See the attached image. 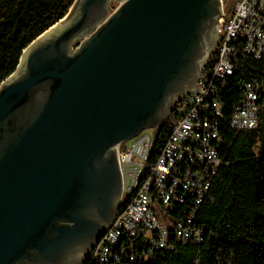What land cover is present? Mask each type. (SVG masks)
Returning a JSON list of instances; mask_svg holds the SVG:
<instances>
[{
    "label": "water",
    "instance_id": "1",
    "mask_svg": "<svg viewBox=\"0 0 264 264\" xmlns=\"http://www.w3.org/2000/svg\"><path fill=\"white\" fill-rule=\"evenodd\" d=\"M223 15L222 0H77L23 51L0 84V264H85L122 205L120 145L161 132Z\"/></svg>",
    "mask_w": 264,
    "mask_h": 264
},
{
    "label": "built area",
    "instance_id": "2",
    "mask_svg": "<svg viewBox=\"0 0 264 264\" xmlns=\"http://www.w3.org/2000/svg\"><path fill=\"white\" fill-rule=\"evenodd\" d=\"M223 12L215 62L202 69L194 90L178 103L177 120L159 153L152 155L155 135L149 132L120 145L121 201L126 203L85 264L147 261L176 241H204L193 221L222 162L224 84L237 70L236 52L264 60V0H234L228 12L223 1ZM239 88L242 98L230 126L237 132L257 129L262 86L246 81Z\"/></svg>",
    "mask_w": 264,
    "mask_h": 264
},
{
    "label": "trees",
    "instance_id": "3",
    "mask_svg": "<svg viewBox=\"0 0 264 264\" xmlns=\"http://www.w3.org/2000/svg\"><path fill=\"white\" fill-rule=\"evenodd\" d=\"M76 2L0 0V84L16 70L23 51L64 19ZM217 53L218 47L209 66ZM234 61L237 70L224 84L221 99L225 114L220 127L222 162L193 221L204 232V241H176L174 248L157 253L153 259L127 260L126 264H264V60L238 51ZM246 81L262 86L263 108L257 129L237 132L230 120L242 98L239 85ZM176 120L175 109L155 136L153 156L159 153Z\"/></svg>",
    "mask_w": 264,
    "mask_h": 264
},
{
    "label": "rangeland",
    "instance_id": "4",
    "mask_svg": "<svg viewBox=\"0 0 264 264\" xmlns=\"http://www.w3.org/2000/svg\"><path fill=\"white\" fill-rule=\"evenodd\" d=\"M224 1V7H225V10L227 9H230L234 0H223ZM119 6V3L114 1L110 4V13H112L117 7ZM75 7V6H74ZM74 9V8H73ZM73 9H71V11L69 12L70 14L72 13ZM68 13V14H69ZM65 21V20H64ZM76 46V45H75ZM144 132H149V133H152L154 134V130L153 129H147L145 130Z\"/></svg>",
    "mask_w": 264,
    "mask_h": 264
},
{
    "label": "flooded vegetation",
    "instance_id": "5",
    "mask_svg": "<svg viewBox=\"0 0 264 264\" xmlns=\"http://www.w3.org/2000/svg\"><path fill=\"white\" fill-rule=\"evenodd\" d=\"M217 47H218V40H217V43H216V46H215V48H214V51H213L212 56L214 55V53H215ZM212 56H211V57H212ZM210 60H211V58H210ZM210 60H209V63H210ZM121 202H122V201H121Z\"/></svg>",
    "mask_w": 264,
    "mask_h": 264
}]
</instances>
